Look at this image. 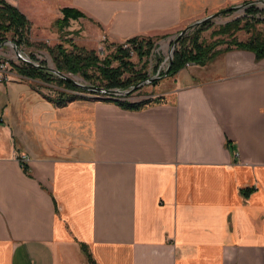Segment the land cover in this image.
<instances>
[{"label": "crops", "instance_id": "obj_1", "mask_svg": "<svg viewBox=\"0 0 264 264\" xmlns=\"http://www.w3.org/2000/svg\"><path fill=\"white\" fill-rule=\"evenodd\" d=\"M3 1L58 44L163 35L256 0ZM63 9L85 17L58 28ZM8 78L0 264H89L82 245L96 264H264V59L234 50L183 69L167 101L138 112L57 107L33 80Z\"/></svg>", "mask_w": 264, "mask_h": 264}, {"label": "trees", "instance_id": "obj_2", "mask_svg": "<svg viewBox=\"0 0 264 264\" xmlns=\"http://www.w3.org/2000/svg\"><path fill=\"white\" fill-rule=\"evenodd\" d=\"M264 1V0H263ZM247 3V2H245ZM244 3V4H245ZM222 10V15L233 13L232 10ZM63 18L56 22L58 28L68 26L69 20H77L85 16L73 9H63L61 11ZM212 22L203 23L193 30L192 35L186 34L177 43L172 61L168 66L169 71L167 77L176 76L187 65H195L203 67L210 63L220 54L230 51H247L254 55L256 62L264 59V32H257L256 26L264 25V9H258L250 6L245 9L242 18H236L224 25H220L211 33V42L200 41L203 32L211 27ZM30 24L15 7L0 0V44L6 41L7 35L11 34L12 42L20 47L25 44L26 37L29 34ZM240 33L248 35L247 39L240 41L237 36ZM164 37V36H163ZM159 38H147L144 36H137L125 41L124 45H129L123 48L122 44L115 47L112 54L99 58L94 51H86L77 47L72 40H64L63 44L55 45L48 49V53L56 69L64 74L79 75L81 78L89 83V85L100 88L104 91L110 90H127L134 87L150 77L144 72L147 61L153 52L156 40ZM64 43L71 46L73 51H67ZM224 46V47H222ZM222 47V49H220ZM132 54L135 55L139 62H143L141 69L136 70L132 62ZM116 64V66H114ZM158 65L155 67L154 74L158 72ZM19 75L35 79L39 78L42 81L49 82L50 80L57 83L58 86H63L69 94H61V97L55 99L46 98L47 101L53 103L57 107H62L66 103L83 100L77 99L76 92H84L83 89L77 88L72 82L62 80L60 78H52L53 76L39 71L37 68L31 66H23L17 68ZM163 73H159L162 76ZM157 81L151 83L154 86ZM97 94L95 92H91ZM105 96H109L104 94ZM163 98H149L147 100L132 102L129 100H121L119 98H112L101 100L102 103L112 104L124 111L138 112L153 105L162 103ZM25 174H28L27 167L21 165ZM251 192L250 189L241 191L245 197ZM85 253L89 264H96L89 255L86 246H81Z\"/></svg>", "mask_w": 264, "mask_h": 264}, {"label": "rangeland", "instance_id": "obj_3", "mask_svg": "<svg viewBox=\"0 0 264 264\" xmlns=\"http://www.w3.org/2000/svg\"><path fill=\"white\" fill-rule=\"evenodd\" d=\"M243 4H241V5H243ZM244 13H245V10L244 11L240 10L238 12H233L231 14L221 15V17H218L216 19V21L218 22L217 24L211 23V27L202 33V35L200 37V41H204L207 43L211 42L212 41L211 33L215 29H217V27H219L221 25L220 23H224L225 21L234 20L236 18H242L244 16ZM185 27L186 26H184V28ZM184 28H182L181 30H183ZM181 30L173 31V32H169L167 34L157 35V36H153V37L144 36V37L153 38V39L159 38L155 42L153 52L151 53L150 58L147 61L146 68L144 69V72L149 77L154 76L153 75L154 70H155V67L157 66L158 62H159V65H158V72L157 73H164V71L166 70V67L168 65L169 46L171 44V41L169 39L173 35H176L177 33H179ZM256 31L257 32H264V25L263 24L257 25ZM192 33H193V30L190 31L188 33V35H192ZM12 37L13 36L11 34H8L6 41L3 42L2 44H0V59L9 60L12 64L11 65L12 66L11 73L14 72V73H17L19 75V73L17 72L18 71L17 68H21L23 66L28 67V65L25 64L24 62H22L21 60L17 59L15 56V49L7 44V42L13 43ZM247 37H248L247 34L240 33L237 36V39L240 41H244L247 39ZM63 42H64V40L61 39V40H59L58 44H63ZM124 43H125V41L121 42V43L110 41L104 35H100L96 38H93V37L88 36L87 34L84 33V35H81V40L77 39L76 43H74V44L77 47L82 48L86 51H94L99 56V58L102 59V58L112 54L115 50V47L119 44H122L123 48H126L129 46V45H124ZM58 44L50 43L49 41H46V43H43V42L39 41L38 39H36L35 36H33V34L29 33L26 37L25 44L18 47V48H19V50H21V56L24 59L30 60L39 66L56 68L53 61H52L51 56L48 53V49L53 48L55 45H58ZM64 47H65V49H67V51H71V50L73 51L72 47L68 46L65 43H64ZM222 47H224V46H222ZM222 47L220 49H222ZM158 48H160V49H158ZM132 62L134 63L136 70L141 69L143 62H139L136 59L135 55H133V54H132ZM114 66H116V64H114ZM187 66H189V67H187ZM187 66L185 67L186 69L184 68V72H186V73L190 70L191 66H193V65H187ZM198 70L199 69L193 68L191 71L198 72ZM49 75L53 76L52 78H59V77L52 75V74H49ZM176 76H174V77H167V76L162 77L161 79L156 80L157 83L154 86H152L151 84H146V85L139 87L138 89H135L134 91H132L128 95L112 96V98H119L121 100H129L132 102L147 100L149 98H163L162 103H164L165 101H167L164 94L166 92H171L173 90V88H174L173 79ZM66 77L70 78L75 83L82 84V85H89V83L85 82L81 78V76H79V75L66 74ZM31 80H33L32 81L33 87H36L37 91H41L45 98L55 99L57 97H61L60 96L61 94H69L70 93L69 91L65 90L63 86H58L57 83L52 81V80H50L49 82L42 81L39 78H35V79H31ZM77 88L81 89L79 86H77ZM75 95H76L77 99H83L85 101H96V102H101V100H106L109 98V96H105L104 94H100V93L93 94V93L86 91V90H84V92H76Z\"/></svg>", "mask_w": 264, "mask_h": 264}, {"label": "water", "instance_id": "obj_4", "mask_svg": "<svg viewBox=\"0 0 264 264\" xmlns=\"http://www.w3.org/2000/svg\"><path fill=\"white\" fill-rule=\"evenodd\" d=\"M250 6H254L258 9H264V1L263 0H256V1H251V2H247L243 5L240 6H234L231 7L229 10H232L233 12H238L240 10L244 11L246 8L250 7ZM222 15V12H217L215 14H212L210 16H207L201 20L195 21L191 24H189L188 26H186L183 30H181L179 33H177L176 35H173L169 40L171 41V44L169 46V58H168V65L166 67V70L164 71L162 76H159V73H157L154 76H151L148 80L134 86V87H130L127 90L121 91V90H110V91H104L100 88L91 86V85H82V84H78L75 83L73 80H71L70 78L66 77V74L59 72L56 68H52V67H43V66H39L37 64H35L34 62L30 61V60H26L21 56V50H19V48L11 42H7V44L11 47H13L15 49V56L17 59L21 60L22 62H24L25 64H27L28 66L37 68L40 71H43L46 74H52L55 75L57 77H59L62 80H66L69 82H72L73 84H75L76 86H79L81 89L89 91V92H95V93H100V94H107L110 97L111 96H119V95H128L130 94L132 91H134L135 89H138L139 87L146 85V84H151L153 83V81L155 80H159L162 77H166L169 71L168 66L170 65L171 61H172V57L174 54V49L178 43V41L185 36L186 34H188L190 31L194 30L195 28H197L198 26L202 25L203 23H207V22H213L215 21L218 17H220ZM167 46V45H166ZM160 49V48H158ZM76 78V77H75ZM77 79V78H76Z\"/></svg>", "mask_w": 264, "mask_h": 264}, {"label": "built area", "instance_id": "obj_5", "mask_svg": "<svg viewBox=\"0 0 264 264\" xmlns=\"http://www.w3.org/2000/svg\"><path fill=\"white\" fill-rule=\"evenodd\" d=\"M126 47V46H125ZM11 62L9 60L0 59V82L8 81V77L11 74ZM21 161V165L23 164V160Z\"/></svg>", "mask_w": 264, "mask_h": 264}]
</instances>
